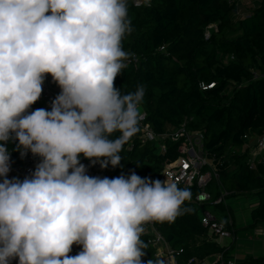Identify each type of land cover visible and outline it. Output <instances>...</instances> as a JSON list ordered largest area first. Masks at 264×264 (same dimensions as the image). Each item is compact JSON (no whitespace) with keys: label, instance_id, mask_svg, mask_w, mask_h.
<instances>
[{"label":"clouds","instance_id":"1","mask_svg":"<svg viewBox=\"0 0 264 264\" xmlns=\"http://www.w3.org/2000/svg\"><path fill=\"white\" fill-rule=\"evenodd\" d=\"M132 31L128 0H0V264H143L144 225L191 211L176 183L91 177L80 163L117 167L140 131L143 85L114 87ZM45 74L60 94L29 113ZM10 140L42 158L23 182L7 178ZM73 244L82 250L69 256Z\"/></svg>","mask_w":264,"mask_h":264},{"label":"trees","instance_id":"2","mask_svg":"<svg viewBox=\"0 0 264 264\" xmlns=\"http://www.w3.org/2000/svg\"><path fill=\"white\" fill-rule=\"evenodd\" d=\"M128 18L133 31L121 42L128 54L127 67L114 87L126 94L143 85L140 106L157 133L175 129L185 120L190 129L204 131L205 146L216 156L220 175L219 187L215 181L209 185L213 200L223 193L225 199L252 195L253 221L264 222V163L248 162L257 138L264 134V0L247 14L240 0H150V6L129 3ZM139 134L123 146L120 165L105 168L109 179L135 172L163 181V165L178 158L180 143L168 139L167 151L161 152L156 144L141 145ZM17 144L10 140L5 146L10 159L20 162L31 152L22 157ZM178 187L190 190L191 200L200 192L196 185ZM191 200L181 206L190 212L173 222H155L177 264H203L216 254L225 258L226 248L209 237L201 212L210 209L229 226L231 208L225 200L202 204ZM149 238L145 232L140 237L146 245L143 264L148 260L163 264ZM235 264H264V257L249 256Z\"/></svg>","mask_w":264,"mask_h":264},{"label":"built area","instance_id":"3","mask_svg":"<svg viewBox=\"0 0 264 264\" xmlns=\"http://www.w3.org/2000/svg\"><path fill=\"white\" fill-rule=\"evenodd\" d=\"M129 3L141 6L144 0H128V4ZM210 35V31L207 29L206 37L208 38ZM163 48L164 47H162V49ZM213 85L214 83L208 85V87H212ZM204 88L207 87L204 86ZM59 94L60 93L53 89L50 81L45 78L42 85V94L36 102L37 104L31 105L28 112L30 113L40 108L51 111L52 101ZM140 112L142 119L139 121V142L141 145H146L148 143L156 144L161 152H166V140L171 139L172 141L180 143L178 158L163 165L161 170L163 181L167 180L170 183H176L177 186L184 187L196 185L200 189V192L191 200L193 203L202 204L206 201H212L213 195L209 185L215 181L219 187L220 175L217 169L216 156L211 155L205 146V132L190 129L187 120H185L175 129L157 133L147 121V112L141 106ZM41 161V157L34 156L32 153L27 155L20 162L10 159V171L7 174V178H31L36 170V166ZM248 162L251 166H255L259 162L264 163V134L257 138L255 146L251 149ZM80 163L85 166L87 175L91 177L98 176L100 178H109V173L105 168H101L99 162L93 164L91 160L84 158L81 154ZM3 179V177H0V182ZM226 194L227 193H223L221 197L213 201L219 203L225 200ZM201 221L204 226L208 227L210 238H214L218 242L226 238H234V232L230 226V221L228 226L227 223L218 219L215 212L212 210L207 208L203 209L201 212ZM144 228V232L150 235L149 244L157 248V256L162 258L163 264H177L173 250L157 229L155 222L145 224ZM81 250L82 245L73 244L68 255L75 256ZM216 262H218V264H235L234 260L225 259L223 254H219V258L215 263ZM10 264H18V257L11 260ZM203 264L208 263L205 260Z\"/></svg>","mask_w":264,"mask_h":264},{"label":"crops","instance_id":"4","mask_svg":"<svg viewBox=\"0 0 264 264\" xmlns=\"http://www.w3.org/2000/svg\"><path fill=\"white\" fill-rule=\"evenodd\" d=\"M260 0H240L244 14L249 13L252 6ZM53 89L60 93L61 89L52 79L51 74H45ZM34 104H37L36 102ZM33 104V105H34ZM41 104V103H39ZM228 205V204H227ZM230 226L234 232V238H226L219 243L226 248L227 259L235 262L242 261L249 256L264 257V222L255 223L252 218L253 200L251 203L228 205ZM219 258V254L212 255L206 259L208 264H212Z\"/></svg>","mask_w":264,"mask_h":264},{"label":"rangeland","instance_id":"5","mask_svg":"<svg viewBox=\"0 0 264 264\" xmlns=\"http://www.w3.org/2000/svg\"><path fill=\"white\" fill-rule=\"evenodd\" d=\"M211 27L215 29L217 26L214 24ZM252 200L254 204L255 198L252 195L231 196L225 199V204L232 205V206L237 204V206H239L240 204H243L244 202H246V204L248 205V203H251Z\"/></svg>","mask_w":264,"mask_h":264}]
</instances>
